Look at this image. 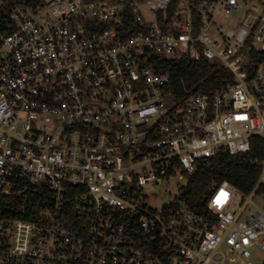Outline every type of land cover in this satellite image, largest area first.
I'll return each mask as SVG.
<instances>
[{
    "label": "built area",
    "instance_id": "obj_1",
    "mask_svg": "<svg viewBox=\"0 0 264 264\" xmlns=\"http://www.w3.org/2000/svg\"><path fill=\"white\" fill-rule=\"evenodd\" d=\"M176 55L233 81L173 100L171 75L148 63ZM254 137L263 0H0V209L35 210L0 217V264H264L256 189L214 185L205 214L150 203Z\"/></svg>",
    "mask_w": 264,
    "mask_h": 264
},
{
    "label": "trees",
    "instance_id": "obj_2",
    "mask_svg": "<svg viewBox=\"0 0 264 264\" xmlns=\"http://www.w3.org/2000/svg\"><path fill=\"white\" fill-rule=\"evenodd\" d=\"M7 7L17 3L32 6L39 5L43 0H3ZM264 1V0H263ZM148 64H152L159 73H169L172 78L171 92L173 100L183 99L188 92L203 93L210 96L223 90L233 81V76L222 64L206 59L193 60L188 55H176L171 58L151 56ZM264 139L254 137L251 150L237 156L220 153L200 165L195 173L188 175L187 186L178 197L198 214L206 213V205L214 185L228 182L242 195L247 196L255 189L256 193L264 187L260 183L264 173ZM2 205L0 217H21L30 219L35 210L28 207L26 213H17Z\"/></svg>",
    "mask_w": 264,
    "mask_h": 264
},
{
    "label": "rangeland",
    "instance_id": "obj_3",
    "mask_svg": "<svg viewBox=\"0 0 264 264\" xmlns=\"http://www.w3.org/2000/svg\"><path fill=\"white\" fill-rule=\"evenodd\" d=\"M236 18L240 19L241 15H237ZM186 186L187 179L180 180L179 177L172 178L169 183L163 184L162 187L157 189V197L154 198V201L150 202L151 206L153 208H159L162 202H174L178 199L180 192L183 191ZM259 186L260 184L258 185L257 189L259 188ZM253 203L258 209L264 212V187L259 192L254 193ZM262 258V254L254 252L252 260L255 263H258ZM226 264L231 263L227 262Z\"/></svg>",
    "mask_w": 264,
    "mask_h": 264
},
{
    "label": "water",
    "instance_id": "obj_4",
    "mask_svg": "<svg viewBox=\"0 0 264 264\" xmlns=\"http://www.w3.org/2000/svg\"><path fill=\"white\" fill-rule=\"evenodd\" d=\"M263 176H264V173H263V175H262L261 179L263 178Z\"/></svg>",
    "mask_w": 264,
    "mask_h": 264
}]
</instances>
